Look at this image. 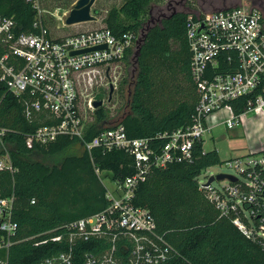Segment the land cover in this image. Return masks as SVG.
I'll return each instance as SVG.
<instances>
[{
  "label": "built area",
  "instance_id": "built-area-1",
  "mask_svg": "<svg viewBox=\"0 0 264 264\" xmlns=\"http://www.w3.org/2000/svg\"><path fill=\"white\" fill-rule=\"evenodd\" d=\"M27 1L35 10L36 32H20L12 18L0 14V82L22 104L26 120L43 123L26 136L27 146H45L58 136H68L82 141L88 154L95 149L123 151L133 157L134 167L133 174L123 179H113L111 171L95 168L101 182L106 179L112 185L103 184L108 205L46 232L48 237L35 246L54 242L66 249L36 264H73L78 244L91 241L100 252L86 250L82 264H166L179 257L157 231L150 211L134 204L135 191L154 169L190 163L199 144L204 152L205 137L212 129L222 125L234 130L254 115L264 120V15L241 0L234 7L215 11L197 8L187 13L185 37L196 92L190 125L130 138L116 121L85 141L87 128L94 121L92 103L96 98L84 95L82 86L93 89L107 79L108 89L110 85L116 88L117 78L110 81V74L138 39L130 32L115 36L104 26L53 38L43 24L46 12L40 0ZM68 13L58 15L57 9L49 15L63 21ZM102 45L106 47L72 54ZM234 103L242 108L240 113H235ZM220 112L225 116L216 117ZM4 132L0 130V139ZM223 164L235 174L231 175L235 182L223 179L206 184L207 178L198 181V187L219 219L230 221L264 252V148L228 158ZM0 171H16L8 153L0 156ZM13 202V196L0 198V264H9L8 252L18 230ZM57 230L58 234H53Z\"/></svg>",
  "mask_w": 264,
  "mask_h": 264
},
{
  "label": "trees",
  "instance_id": "trees-1",
  "mask_svg": "<svg viewBox=\"0 0 264 264\" xmlns=\"http://www.w3.org/2000/svg\"><path fill=\"white\" fill-rule=\"evenodd\" d=\"M174 2L159 6L152 0H123L103 18L104 27L115 36L130 32L138 39L134 49H127L123 55V61L135 70L132 83L123 82L132 84V88L128 112L119 120L130 138L171 132L192 123L196 92L185 37L186 15L192 9L186 5L178 11ZM154 6L171 12L160 10L152 20ZM0 14L12 18L20 32L37 31L33 28L35 10L27 0H0ZM179 76L189 89L179 86ZM234 107L236 114L242 111L237 103ZM114 122L102 106L95 109L84 140L89 141ZM42 124L26 120L22 104L0 82V130H5L0 156L8 153L16 169L13 173L0 171V198L13 196V220L18 225L15 243L8 252L9 264H36L65 250L62 243H34L46 239V232L91 216L108 205L106 188L95 168L111 171L113 179L134 172L132 156L120 150L103 153L95 149L88 154L77 138L58 136L45 146L34 144L29 148L26 136ZM219 164L218 153L202 152L199 144L190 163L154 169L138 185L134 204L150 211L157 231L179 253L166 264H264L259 245L245 238L227 219H219L198 187V176L204 169ZM32 199L34 204L30 203ZM94 242L78 244L73 264H82L86 250L100 252Z\"/></svg>",
  "mask_w": 264,
  "mask_h": 264
},
{
  "label": "rangeland",
  "instance_id": "rangeland-1",
  "mask_svg": "<svg viewBox=\"0 0 264 264\" xmlns=\"http://www.w3.org/2000/svg\"><path fill=\"white\" fill-rule=\"evenodd\" d=\"M241 1L242 4L246 2V0ZM40 2L42 3L41 8L44 12H46L44 14L46 27L49 29L51 37L56 38L103 27V18L105 17L106 12L112 7L118 8L122 4L123 0H96L90 10L91 15H93L96 20L62 27L61 25L64 23L65 19H63V21H59L54 17L51 18L49 13L55 14L57 9L58 15H60L63 11H70L76 0H40ZM152 2L159 6H165L166 4V0H152ZM229 5L234 6L235 2ZM188 6L192 10H197V6L192 5L191 2H188ZM175 7L178 11H180V7ZM160 10L164 13L171 12V9H159L154 6L151 11L152 20L157 16ZM145 18L146 22L149 21L148 17H144V19ZM56 26H59V29H57ZM134 76V68L125 61H121L118 63V67L114 69V74H110V81H114L117 78L116 88L113 90L110 101H108L109 89L107 87V79H102L100 86L95 85L93 89H87L82 86V91L84 95H94L96 100H102V109L111 121H119L128 112L127 100L130 89L132 88V84L123 82L124 80H131L132 83ZM178 78L179 86L183 89H189V85L181 78V76ZM179 98H181V96ZM250 118L252 121L247 125L246 130H243L239 126L234 130H226L222 125H220L219 127L212 129L211 132L206 135L204 149L206 151L215 150L219 155L221 164L204 169V171L198 176L199 182L203 183L210 176L222 173L235 176L231 170L224 166L223 162L231 157L244 156L255 152L257 146L263 141L264 131L263 125L260 126L259 124L261 119L257 118L256 115H254V117L251 116ZM237 178L242 177L239 176ZM103 184L108 188L112 187L111 183L106 179H104ZM213 184L214 186L218 185L216 182Z\"/></svg>",
  "mask_w": 264,
  "mask_h": 264
},
{
  "label": "water",
  "instance_id": "water-1",
  "mask_svg": "<svg viewBox=\"0 0 264 264\" xmlns=\"http://www.w3.org/2000/svg\"><path fill=\"white\" fill-rule=\"evenodd\" d=\"M95 1L96 0H76V2L72 5L68 15L66 16V18L64 20L65 25L69 26V25L78 24V23H82V22L94 21L95 17L93 15H91L90 10H91V6L94 4ZM105 47H106L105 45L97 46V47H94L91 49L73 52L72 54H79V53H84V52H88V51L104 49ZM113 90H114L113 86L110 85L109 86L108 101H110V99L112 97ZM102 104H103L102 100H95V101H93L92 106L95 109H97V108L101 107ZM223 179H227L231 182L236 181L235 177L222 173V174H218L215 176H210L208 178L206 184H209L213 180L222 181Z\"/></svg>",
  "mask_w": 264,
  "mask_h": 264
},
{
  "label": "flooded vegetation",
  "instance_id": "flooded-vegetation-1",
  "mask_svg": "<svg viewBox=\"0 0 264 264\" xmlns=\"http://www.w3.org/2000/svg\"><path fill=\"white\" fill-rule=\"evenodd\" d=\"M238 0H175V5L184 8L191 2L197 8H226L231 3ZM251 6L257 8L264 15V0H246Z\"/></svg>",
  "mask_w": 264,
  "mask_h": 264
},
{
  "label": "crops",
  "instance_id": "crops-1",
  "mask_svg": "<svg viewBox=\"0 0 264 264\" xmlns=\"http://www.w3.org/2000/svg\"><path fill=\"white\" fill-rule=\"evenodd\" d=\"M224 117L225 115H224V113H222V112H220V114H217L216 115V117ZM257 118H259V119H261L260 121H259V124H260V126H262L263 125V131H264V120L262 119V118H260L259 116H257ZM251 121H252V119H249V118H247V119H245V121L243 122V124L240 126L243 130H246L247 129V125L249 124V123H251ZM210 123H212L211 121H210ZM240 128V129H241ZM264 133V132H263ZM264 148V138H263V141L257 146V148H256V150H259V149H263Z\"/></svg>",
  "mask_w": 264,
  "mask_h": 264
}]
</instances>
